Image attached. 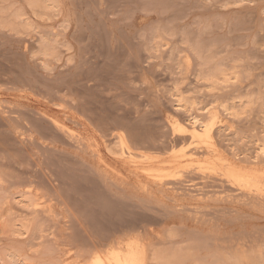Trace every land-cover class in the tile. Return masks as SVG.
Wrapping results in <instances>:
<instances>
[{
  "label": "rangeland",
  "instance_id": "1",
  "mask_svg": "<svg viewBox=\"0 0 264 264\" xmlns=\"http://www.w3.org/2000/svg\"><path fill=\"white\" fill-rule=\"evenodd\" d=\"M196 113L218 146L186 166ZM259 145L264 0H0V264H264V200L217 170L264 173Z\"/></svg>",
  "mask_w": 264,
  "mask_h": 264
},
{
  "label": "bare ground",
  "instance_id": "2",
  "mask_svg": "<svg viewBox=\"0 0 264 264\" xmlns=\"http://www.w3.org/2000/svg\"><path fill=\"white\" fill-rule=\"evenodd\" d=\"M200 113L199 114L196 113V114L192 115L190 120L189 121H185V122H182V121H180L179 119H176V118L171 119V126H172V129H173V132L175 133V135L177 134V135L180 136V139L182 140V143H183V141H185V142L186 141L187 142L190 141L189 146L186 149H183L181 151L182 154L179 153V155L181 154L179 157L182 158V161L185 162V164H187L186 166H188V164H191V165L192 164H200V162L198 161V156H199L198 153H200L201 150H204L207 153L209 152V154H212V153L216 152V145L218 146V144H216V143L214 144L213 143L214 140L212 141V137H211V129L213 127V123H214V120L216 119V116L212 115V114H209V117H211V122L206 124V123L203 122ZM203 114H205V112H203ZM202 117L204 118V116H202ZM205 117H207V116H205ZM227 130H229V129H227ZM70 132L73 134L72 131H70ZM71 137H72V135H71ZM72 138H74V137H72ZM135 140H136V138H135ZM119 143L120 144H118V146H119L118 148L120 150L119 151L117 150V151L119 152L120 157L126 163H128L131 166L135 167L137 170L141 171L142 173L148 174L152 170L151 168H148V167L144 168V167L140 166V164H138L137 159L138 160L139 159L142 160L141 158H139L140 154L134 152L128 146V144L126 143V141L123 138H120V142ZM110 149H112V148H110ZM166 150H168V149H166ZM171 150H174V146H171ZM257 151H258L259 154L264 155V145H259ZM167 152H169V151H167ZM117 157H119V156H117ZM179 157H177V158H179ZM147 158L150 160L149 157H147ZM147 158H145L146 160H143V161H148ZM177 158L175 156L174 160L177 159ZM213 158H214L213 161H217L218 162V160H219V162H220L219 165L223 166L221 169H217V170H220V172H219L220 174H218V173L217 174L221 175V178H223V180L225 182L231 184L232 187L235 186L238 191H242L243 193L245 192V193L249 194V195L246 194L247 196H251L252 195L254 197H258V198L264 200V173H259L256 169H245V168L243 169V168H240L239 165H238L239 166L238 167L237 165L232 164L230 162L227 163L228 161L225 162L222 158H221L222 159L221 160L220 157H219V159L217 158L218 160L215 159L216 157H213ZM166 161L168 162V160H166ZM207 161H210V160L208 159ZM172 163H173V161H172ZM207 163H210V162H207ZM211 164H214V162L213 163L211 162ZM177 165H179V164L177 163ZM202 165L204 166L205 164H202ZM209 165L207 164V167L199 166L198 169H199L200 173L203 170H205V171H209L210 170V172H212V168L213 167H210ZM180 167L182 168L183 166H180ZM214 168H215V166H214ZM155 169H157V168H155ZM166 170H167V168H166ZM153 171H155V170H153ZM153 171H151L150 173H153ZM214 171H216V170L214 169ZM159 172H160V170H159ZM159 172L157 173L158 175H159ZM167 174H163V175L167 176ZM155 177H159L157 179L162 180V179H160V176H154L153 178H155ZM162 178H166V177H162ZM221 178H218V179H221ZM202 179H205V178H202ZM155 181H157V180L155 179ZM182 182H180V183H182ZM195 189H196V187H195ZM36 206H38V205L35 204V207ZM37 215H38V213H37ZM26 230H27V228H26ZM141 245H139L138 243H134V242H132L130 240L129 241H124L123 244H121V247L118 246L117 248L112 249L111 251H109L107 254H105L103 256L100 254V252H98L100 255L94 256L91 259L92 261L90 263H89L88 260L87 261H88V264H146L147 260L145 259V251H144V248ZM14 262H15V260H14ZM59 262H60V260H59ZM59 262H58V264H59Z\"/></svg>",
  "mask_w": 264,
  "mask_h": 264
}]
</instances>
